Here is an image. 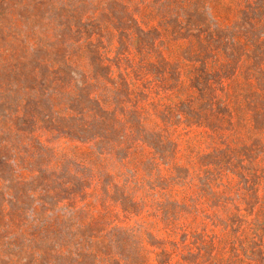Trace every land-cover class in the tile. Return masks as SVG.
Wrapping results in <instances>:
<instances>
[{
	"label": "rangeland",
	"instance_id": "obj_1",
	"mask_svg": "<svg viewBox=\"0 0 264 264\" xmlns=\"http://www.w3.org/2000/svg\"><path fill=\"white\" fill-rule=\"evenodd\" d=\"M0 264H264V0H0Z\"/></svg>",
	"mask_w": 264,
	"mask_h": 264
}]
</instances>
